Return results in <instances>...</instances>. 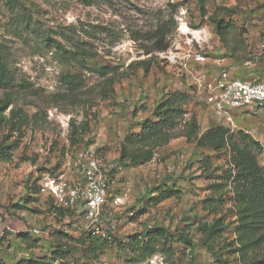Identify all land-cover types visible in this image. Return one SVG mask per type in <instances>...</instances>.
Instances as JSON below:
<instances>
[{"label": "rangeland", "instance_id": "obj_1", "mask_svg": "<svg viewBox=\"0 0 264 264\" xmlns=\"http://www.w3.org/2000/svg\"><path fill=\"white\" fill-rule=\"evenodd\" d=\"M0 57L11 76L0 86V155L9 159L0 158V264L264 259V114L220 119L202 89L221 68L261 79L264 0H210L203 13L197 0H0ZM169 105L172 124L140 139ZM89 145L108 165L111 193L127 198L115 239L98 248L82 219L38 196L33 182L42 173L76 179V154ZM237 148L255 163L261 196L248 197Z\"/></svg>", "mask_w": 264, "mask_h": 264}, {"label": "built area", "instance_id": "obj_2", "mask_svg": "<svg viewBox=\"0 0 264 264\" xmlns=\"http://www.w3.org/2000/svg\"><path fill=\"white\" fill-rule=\"evenodd\" d=\"M197 63L205 58L196 55ZM205 102L220 119L232 120L237 109L253 116L264 114V78H241L234 71L221 68L212 80L202 85ZM76 179L64 174L53 176L42 173L38 178V195L73 214L72 219L83 221L84 232L108 243L117 234L115 214L125 205L123 194H113L105 173L108 165L98 156L93 145L81 148L75 159ZM133 212L127 214L128 218ZM125 242V239L122 241ZM145 264H165L163 259L152 256Z\"/></svg>", "mask_w": 264, "mask_h": 264}, {"label": "trees", "instance_id": "obj_3", "mask_svg": "<svg viewBox=\"0 0 264 264\" xmlns=\"http://www.w3.org/2000/svg\"><path fill=\"white\" fill-rule=\"evenodd\" d=\"M210 1V0H197V4L199 6L200 12L203 13L205 10V4ZM225 29L220 23H218L217 25H215V30L217 31V33L219 35L222 34L223 30ZM167 32L164 31L163 27H160L157 32V38L159 39V44H156L155 50L159 51V52H163L165 50H167L168 45L165 42V37H166ZM157 39V40H158ZM59 46V45H58ZM63 59L65 61H78V59L76 58V56L74 54H71L69 52L64 51L63 52ZM87 68V67H85ZM92 72H96L99 74H103L102 69H92ZM260 80V79H258ZM11 82V76L8 73V70L6 68L5 65V61L2 57H0V86L3 85H9ZM171 105L167 106L166 109L162 110L161 109V119L159 118L158 121L154 122V123H145L144 127L141 128V133H140V139H146L148 137L151 136H156L157 134H161L164 130H166L171 124H172V114L177 112V109H174L172 107H170ZM163 117V118H162ZM222 140L217 138L216 142L219 143ZM250 143L253 145V147H255L256 149H259V145L258 143H256L255 141L251 140ZM237 155H239V162L238 164H241L242 166V170L244 171V173H246L248 179H245L248 184H249V188H248V197H252L254 196V198L256 196H261L260 192L262 190V188L260 187V180L258 178V173H257V168L255 163L252 161L251 158H249L248 153H245L243 151H241V149L237 148ZM7 155L3 152L0 155V158H2V160L4 161H8L9 159H7L6 157ZM38 178L37 177L33 182L36 186V190H37V194L39 193L38 191ZM255 191H258V193H255ZM250 193V194H249ZM39 196V195H38ZM48 200V199H47ZM50 201L56 208L57 210H59L60 212L64 213L67 217L72 218L73 214L70 210H66V209H62L58 206H56L52 200H48ZM134 216V213H133ZM132 216V217H133ZM131 217V218H132ZM202 231H207L209 230V232H212V226L210 225H202L201 227ZM209 228V229H208ZM161 230L158 228H150L147 230L146 234H145V238H146V242L143 244V250L145 255H147L148 257L153 255L154 251V236L156 235V233L160 232ZM83 234L87 235L88 238H90V242H89V247L90 248H98V247H103L107 244H109L106 241H102L96 237L91 236L89 233L87 232H83ZM138 238V236H131L129 237V239L131 240V242H135L136 239ZM186 245H188L189 247L192 246V243L188 240H185ZM129 243V240H128ZM191 250H193V248L191 247ZM259 264H264V259L259 261Z\"/></svg>", "mask_w": 264, "mask_h": 264}, {"label": "crops", "instance_id": "obj_4", "mask_svg": "<svg viewBox=\"0 0 264 264\" xmlns=\"http://www.w3.org/2000/svg\"><path fill=\"white\" fill-rule=\"evenodd\" d=\"M234 71V73L235 74H237L239 77H241V78H245V79H248V80H250L251 78H257L259 75L258 74H249V73H247V74H249V75H247L246 73H244V72H241V71H235V70H233ZM262 78H264V73H262L261 74V79Z\"/></svg>", "mask_w": 264, "mask_h": 264}, {"label": "bare ground", "instance_id": "obj_5", "mask_svg": "<svg viewBox=\"0 0 264 264\" xmlns=\"http://www.w3.org/2000/svg\"><path fill=\"white\" fill-rule=\"evenodd\" d=\"M181 30H182V31H185V28H184V26H183V25H181Z\"/></svg>", "mask_w": 264, "mask_h": 264}]
</instances>
